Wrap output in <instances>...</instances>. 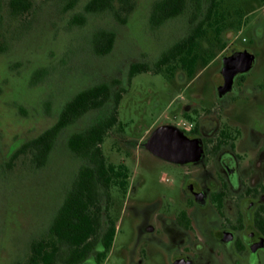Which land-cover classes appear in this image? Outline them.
Masks as SVG:
<instances>
[{"label":"rangeland","instance_id":"1","mask_svg":"<svg viewBox=\"0 0 264 264\" xmlns=\"http://www.w3.org/2000/svg\"><path fill=\"white\" fill-rule=\"evenodd\" d=\"M90 1L29 0L28 12L14 17L7 7L9 0H2L0 264H24L32 242L47 234L84 165L70 152L68 140L107 117L111 103L64 129L44 167L36 168L28 157L17 158L16 152L53 127L63 107L77 94L102 83L116 90L128 87L118 109L124 133L114 129L103 150L112 164L123 163L130 171L128 193L116 199L117 232L105 264L142 260L143 264H170V241L159 230L181 209V181L177 166L143 144L160 127L183 130L187 126L183 107L194 97L198 109L216 103L222 52L214 45L217 20L224 18L225 47L232 46L236 36L239 44L247 39L244 44L250 45L251 28L264 24L263 0H218L217 16L206 25L198 46L200 52L213 51L207 68H197L193 78L180 65H170L160 74L136 75L129 86L131 65L155 68L166 51L191 33L199 6L203 15L208 0H187L182 15L159 27L152 25L151 15L161 0H130L133 9L128 14L121 11L119 0L114 11L89 13ZM100 33L114 35L113 49L107 55H99L94 48ZM250 48L259 60L257 69L263 68L264 46L252 44Z\"/></svg>","mask_w":264,"mask_h":264},{"label":"flooded vegetation","instance_id":"2","mask_svg":"<svg viewBox=\"0 0 264 264\" xmlns=\"http://www.w3.org/2000/svg\"><path fill=\"white\" fill-rule=\"evenodd\" d=\"M244 43L236 36L222 49L216 103L198 109L194 97L183 107L189 160L163 159L177 166L181 181V209L159 230L170 241V264H264V66L257 69L250 48H263L264 24L254 25L250 45ZM242 53L255 55L246 72L240 70L248 57ZM231 56H237L238 73L225 92L224 60ZM107 258L81 264H105Z\"/></svg>","mask_w":264,"mask_h":264},{"label":"trees","instance_id":"3","mask_svg":"<svg viewBox=\"0 0 264 264\" xmlns=\"http://www.w3.org/2000/svg\"><path fill=\"white\" fill-rule=\"evenodd\" d=\"M116 1L91 0L86 10L89 13L114 11ZM119 1L123 13L128 14L132 11L133 5L130 0ZM207 3L208 7L203 15L199 6V11L193 19L196 23L187 38L166 51L155 64V68L144 63L131 65L129 86L136 75L160 74L164 67L170 65L172 67L180 65L192 77L197 68L209 64L214 57L213 51L200 52L198 46L199 41L206 35V25H210L217 16L219 3L218 0H208ZM2 4L0 0V23ZM29 5V0H9L7 7L10 14L20 17L28 12ZM186 6L187 0H161L153 8L152 25L159 27L179 17L184 13ZM223 21L222 17L215 24L214 45L218 50H222L226 44L221 37ZM93 42L99 55H107L113 49L114 35L100 33ZM127 90L128 87L116 90L112 84L102 83L80 92L63 107L53 127L24 144L16 152L17 158L28 157L36 168L44 167L59 134L64 129L76 124L88 113L101 110L111 103L112 109L107 117L85 131L73 134L68 140L70 152L82 159L84 165L79 169L71 190L47 234L32 242L29 258L24 264H81L89 257L101 256L104 259L110 253L117 232V217L114 216L116 199L126 197L130 171L123 163L112 164L104 153L103 144L114 129L119 134L124 133L118 109Z\"/></svg>","mask_w":264,"mask_h":264},{"label":"water","instance_id":"4","mask_svg":"<svg viewBox=\"0 0 264 264\" xmlns=\"http://www.w3.org/2000/svg\"><path fill=\"white\" fill-rule=\"evenodd\" d=\"M239 55H248V57L245 56L247 58L240 62L242 67L240 70L244 72L250 70L255 63L254 56L247 53ZM236 57L237 56H231L224 60L226 82L223 90L225 92L230 88L234 76L238 73V70L235 68ZM191 143L192 141H190L177 127L163 126L152 134V136L143 144V147L159 158L180 163L189 160L185 155V147ZM174 154L177 156L175 157Z\"/></svg>","mask_w":264,"mask_h":264}]
</instances>
